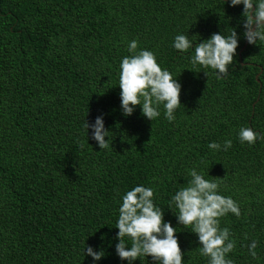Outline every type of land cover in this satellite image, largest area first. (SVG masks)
Listing matches in <instances>:
<instances>
[{"label":"trees","instance_id":"1","mask_svg":"<svg viewBox=\"0 0 264 264\" xmlns=\"http://www.w3.org/2000/svg\"><path fill=\"white\" fill-rule=\"evenodd\" d=\"M241 12L222 0H0V264H92L85 245L104 252L96 264H126L115 255V221L136 185L153 189L176 228L182 264H208L169 203L191 169L216 178L218 194L238 206L239 216L218 218L234 243L226 258L264 264V42L239 54ZM231 28L240 39L219 79L189 62L191 49L172 47L177 34L195 44ZM140 50L181 85L172 121L162 106L152 122L139 106L121 115L119 64ZM101 114L109 130L103 150L84 127ZM242 127L261 138L241 143Z\"/></svg>","mask_w":264,"mask_h":264},{"label":"clouds","instance_id":"2","mask_svg":"<svg viewBox=\"0 0 264 264\" xmlns=\"http://www.w3.org/2000/svg\"><path fill=\"white\" fill-rule=\"evenodd\" d=\"M225 2L229 7L242 5L241 36L247 44L264 42V0H222L223 4ZM231 29L227 36L213 33L195 44L187 34H177L172 47L180 53L191 49L189 62L193 66L199 65L201 69L215 70L219 79L228 74V66L233 62L240 39L237 31ZM136 48L135 40L128 43L129 53H133ZM203 73L207 75L205 71ZM118 87L120 111L125 118L131 116L139 106L142 116L152 122L160 115L158 109L162 106L165 119L172 121L175 111L181 106L180 83L169 71L161 69L155 55L149 50H140L121 59ZM84 127L87 140L94 141L100 150L108 147L109 130L105 127L103 114L97 115L91 123L85 121ZM260 138L261 133L251 128L242 127L238 132L241 143L251 145ZM230 146V140L224 141V150ZM208 148L220 150L221 145L211 142ZM188 176L190 179L186 181V186L179 187L170 197V205L174 204L177 210L173 214L176 222L191 228V233L196 235L200 245V254L208 257V264H232L226 254L233 249L234 243L229 238V230L219 228L218 218L227 213L239 216L238 206L230 197L218 194V186L214 182L216 178L206 180L195 169L189 170ZM163 216L162 208L154 204L151 187L136 185L126 191L121 197L115 221L117 242L114 251L118 259L126 264H134L138 257H151L154 264H182L176 228ZM125 237L131 241L130 246H126ZM255 247V241L248 245L249 253L253 256ZM103 253L100 249L93 250L86 245L83 250L84 256L91 258L92 264L100 261Z\"/></svg>","mask_w":264,"mask_h":264},{"label":"water","instance_id":"3","mask_svg":"<svg viewBox=\"0 0 264 264\" xmlns=\"http://www.w3.org/2000/svg\"><path fill=\"white\" fill-rule=\"evenodd\" d=\"M247 45H248L247 42H245L244 47L241 49V51H240V53H239L240 55H241V53L244 51V49L246 48ZM260 75H261V73L258 74V75L256 76V80H257L258 82H260V81H259V77H260Z\"/></svg>","mask_w":264,"mask_h":264}]
</instances>
